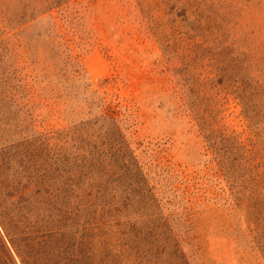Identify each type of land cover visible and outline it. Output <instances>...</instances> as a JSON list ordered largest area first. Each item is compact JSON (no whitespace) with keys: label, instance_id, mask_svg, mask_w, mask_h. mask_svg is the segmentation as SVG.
Listing matches in <instances>:
<instances>
[{"label":"rangeland","instance_id":"1","mask_svg":"<svg viewBox=\"0 0 264 264\" xmlns=\"http://www.w3.org/2000/svg\"><path fill=\"white\" fill-rule=\"evenodd\" d=\"M25 5L0 0V184L30 186L65 225L16 248L0 217V264H264L237 204L253 179L264 196V87L245 44L264 40V0ZM100 100L121 112L120 141L100 133ZM114 206L139 234L124 238Z\"/></svg>","mask_w":264,"mask_h":264},{"label":"trees","instance_id":"2","mask_svg":"<svg viewBox=\"0 0 264 264\" xmlns=\"http://www.w3.org/2000/svg\"><path fill=\"white\" fill-rule=\"evenodd\" d=\"M12 1V0H11ZM19 2L22 4L20 8V14H25L28 12L27 6L25 5V0H19ZM65 0H56V4L61 6ZM24 4V5H23ZM22 9V10H21ZM241 13V11H238ZM30 13V12H29ZM28 14V13H27ZM24 16H21L23 18ZM63 28L61 27V30ZM247 34V32H246ZM64 32L58 36L59 39H63ZM70 43V40H69ZM68 44V42H67ZM252 53H250V56L248 59L255 65L254 69L258 71V80L257 84L264 87V40H262L257 35H254L253 33L250 34V41L245 43ZM70 44L65 49L67 50V54L65 58H70L71 63L74 62L73 55L71 53ZM237 63L243 67L244 63L241 61V57L236 56ZM74 65V64H73ZM75 70L79 69V63L74 65ZM75 75L80 77V72L77 70L75 71ZM99 104L102 105V109L104 112V115H102L100 118L102 119V125L101 129L103 128L101 135L108 136L109 134H114V138H116V141H120L121 137V127H120V117L121 112H118L116 110V106L113 104V100H100ZM118 107V106H117ZM100 119H97L99 121ZM115 151H120L116 145L113 146ZM115 158H120L121 156L119 154L114 155ZM122 160V159H121ZM123 161V167H127L126 160ZM83 165H86V160H83ZM26 173V172H25ZM231 176L238 177L236 172H231ZM27 174L32 175V173L27 172ZM83 176H87L86 173H84V166H83ZM114 177H119L117 174L114 175ZM253 179V177H251ZM253 187H252V197L248 200H238L237 204L239 206V209L242 205H244L247 201L249 202L248 207V217H247V223H246V229L248 233V240L249 244L251 245L252 253H260L261 258L264 259V196L259 193L257 190V182L255 179L252 180ZM2 184H0L1 186ZM6 188V198H8L11 201V207H8L7 205L1 210L0 217L1 222L9 229L8 235L11 238V242L14 247L20 248L22 247V243L25 245L26 248L33 249L35 246H39L40 244H45V241L48 237V235L51 234L54 229H63L64 222H58V218H56L53 214L47 215V217L40 215V210L34 206L33 200H32V192L30 190V186H27L25 184L16 185V184H9L6 183L2 185ZM132 186V185H129ZM39 192V191H37ZM48 193V191H45ZM127 211L126 204H123V213ZM122 213V210L120 207L114 206L110 209V216H112L111 219H117L118 215ZM114 214V215H113ZM116 215V216H115ZM128 215V214H127ZM190 225H193L194 219L192 216ZM110 220L106 219H99L97 221V229L108 225L110 223ZM115 227H117L121 232H124V238L128 239L129 230L131 231H137L136 225L133 220L130 219L129 216H126V220L117 219L116 220ZM52 225V226H51ZM107 227V226H106ZM137 234H139V231H137ZM189 237L186 236L185 239L190 238L192 234L189 232L187 233ZM195 234H193V237L195 238ZM126 247V246H125ZM120 254H123V256L126 254L124 251V247H121ZM55 262L54 260H52Z\"/></svg>","mask_w":264,"mask_h":264}]
</instances>
